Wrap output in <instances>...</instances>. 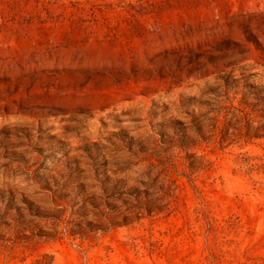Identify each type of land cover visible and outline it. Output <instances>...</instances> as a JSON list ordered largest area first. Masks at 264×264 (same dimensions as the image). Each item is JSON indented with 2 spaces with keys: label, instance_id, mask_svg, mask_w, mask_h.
Listing matches in <instances>:
<instances>
[{
  "label": "rangeland",
  "instance_id": "1",
  "mask_svg": "<svg viewBox=\"0 0 264 264\" xmlns=\"http://www.w3.org/2000/svg\"><path fill=\"white\" fill-rule=\"evenodd\" d=\"M0 264H264V0H0Z\"/></svg>",
  "mask_w": 264,
  "mask_h": 264
}]
</instances>
